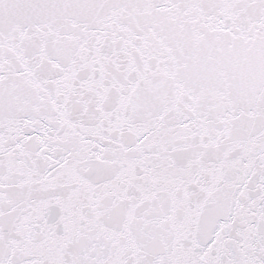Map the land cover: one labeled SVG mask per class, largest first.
I'll list each match as a JSON object with an SVG mask.
<instances>
[{
  "label": "snow or ice",
  "instance_id": "snow-or-ice-1",
  "mask_svg": "<svg viewBox=\"0 0 264 264\" xmlns=\"http://www.w3.org/2000/svg\"><path fill=\"white\" fill-rule=\"evenodd\" d=\"M0 264H264V0H0Z\"/></svg>",
  "mask_w": 264,
  "mask_h": 264
}]
</instances>
